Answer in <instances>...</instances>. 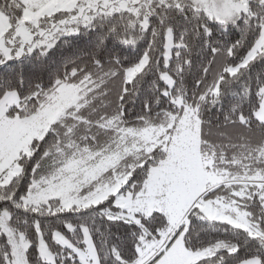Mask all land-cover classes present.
Masks as SVG:
<instances>
[{
	"label": "snow or ice",
	"instance_id": "1",
	"mask_svg": "<svg viewBox=\"0 0 264 264\" xmlns=\"http://www.w3.org/2000/svg\"><path fill=\"white\" fill-rule=\"evenodd\" d=\"M0 264H264V0H0Z\"/></svg>",
	"mask_w": 264,
	"mask_h": 264
}]
</instances>
